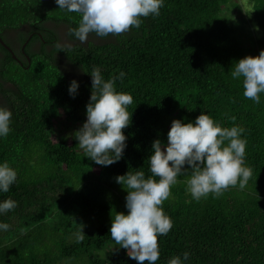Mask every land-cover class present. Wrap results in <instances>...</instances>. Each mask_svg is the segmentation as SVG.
Masks as SVG:
<instances>
[{
  "label": "trees",
  "instance_id": "16d2710c",
  "mask_svg": "<svg viewBox=\"0 0 264 264\" xmlns=\"http://www.w3.org/2000/svg\"><path fill=\"white\" fill-rule=\"evenodd\" d=\"M239 1L246 4L241 22L227 14L241 7L238 2L165 0L160 15L141 18L138 29L115 37L90 34L88 44L73 41L57 53V42L71 39L67 29L78 26V14L58 9L54 0H0V37L5 27L43 28L30 29L39 35L29 41L23 64L0 45V106L13 114L12 130L0 138V163L17 172L10 190L0 193V201L17 202L0 215L11 225L0 232V264H136L110 238L111 216L127 215V192L114 178L134 170L151 176V144L167 142L169 120L187 123L201 112L221 127L244 129L252 177L244 190L229 188L199 201L179 177L162 204L173 228L158 237L156 264L184 252L190 253L185 264H264V94L259 104L246 99L242 79L231 77L235 62L264 50V0ZM18 30L22 45L29 32ZM95 67L105 80L123 71L116 91L133 97L130 125L122 130L127 146L107 167L86 158L74 136L71 143L53 136L58 118L83 122ZM75 72L81 80L71 77ZM72 80L79 84L74 99L68 94ZM80 226L85 238L77 243Z\"/></svg>",
  "mask_w": 264,
  "mask_h": 264
},
{
  "label": "clouds",
  "instance_id": "9594fccd",
  "mask_svg": "<svg viewBox=\"0 0 264 264\" xmlns=\"http://www.w3.org/2000/svg\"><path fill=\"white\" fill-rule=\"evenodd\" d=\"M58 9L79 15L76 27L67 29L71 39L57 42L58 52L89 42V35L97 38L119 36L140 28L141 18L158 17L165 0H54ZM258 31V29H256ZM123 71L105 80L98 67L93 68L91 94L86 104V120L72 135L86 158L100 166L118 162L126 148L127 137L123 129L130 125L128 106L131 94L116 91V82L125 78ZM231 77L242 79L243 96L259 104L264 94V50L256 57L246 56L234 63ZM79 84L72 80L68 87L71 98L78 95ZM12 111L0 106V138L12 130ZM235 120V117L232 118ZM239 126L221 127L208 114L201 112L194 121L174 119L167 132V142L156 139L148 157L149 172L134 170L116 176L115 182L127 192L124 213L111 216L110 238L124 249L136 264H156L160 258L158 237L166 236L173 228L172 220L162 204L171 195L172 186L179 177H186V192L193 200L218 198L229 188L244 190L252 177V169L245 166L247 140ZM158 177V179H155ZM17 180V172L7 162L0 163V193H7ZM17 207L12 199L0 201V215ZM61 214V213H60ZM11 225L0 222V232ZM83 227L76 234V242L84 240ZM190 253L171 257L167 264H185Z\"/></svg>",
  "mask_w": 264,
  "mask_h": 264
},
{
  "label": "rangeland",
  "instance_id": "374dc122",
  "mask_svg": "<svg viewBox=\"0 0 264 264\" xmlns=\"http://www.w3.org/2000/svg\"><path fill=\"white\" fill-rule=\"evenodd\" d=\"M237 2L239 3V5H241V7L237 8V9H232L227 14H228V16H231V18L235 19L237 22L238 21L241 22L244 19V17H245V9H246L245 6H246V4L244 2H240L239 0H230V3H237ZM249 29H250L249 30L250 32L253 30V27H252L251 24H250V28ZM62 35L64 36V33ZM63 39H64V37H63ZM243 40H245V39H243ZM247 44H249V43H247ZM247 44H245V45H247ZM80 76L81 75H80V73L78 74V72H75V74L73 73L71 75V77L76 78L78 80L79 79L81 80ZM0 102H1V98H0ZM85 120H86V116L82 120L83 121L82 123L71 124V123H66V121H63L61 118H58L57 127H56L57 129H56V131H55L53 136L54 137H56V135L57 136L58 135L67 136V137H69V143H71L72 139H73V135L72 134L82 126V124L85 122ZM171 121L172 120H169V122L167 124L168 131L170 129ZM113 248H115V246H113ZM98 253L105 254L104 252L103 253L102 252H98ZM60 264H87V263L84 260L77 259L75 261V259H74L73 263H68V261H64L63 263H60Z\"/></svg>",
  "mask_w": 264,
  "mask_h": 264
},
{
  "label": "flooded vegetation",
  "instance_id": "af4514ba",
  "mask_svg": "<svg viewBox=\"0 0 264 264\" xmlns=\"http://www.w3.org/2000/svg\"><path fill=\"white\" fill-rule=\"evenodd\" d=\"M4 29H7V30H5L4 33H2L3 37L2 36L0 37L1 40L12 51V54L10 53L12 58L14 56L15 60L18 61V63L23 64V61L25 60V58L27 59V57H28V53L26 51V47L29 45V43H30L29 41L32 42V39H33L35 34L39 35L36 31H34L33 33L30 32V29H43V28L37 27L35 25H32V26L25 25V26L20 27V28L5 27ZM18 29H26V31L29 32L28 40L22 45L20 44V35H19L20 34V30H18ZM45 29H60V31L59 30L58 31L61 32L63 29H65V27H56V28H54L53 26L50 27L48 25V26H46ZM48 32H49V30H48ZM62 37H64V36H62ZM42 41H43L44 44L45 43L47 44L49 40L48 41L47 40H42ZM37 47L38 46L35 45L34 46V50H36ZM13 49L18 50L19 52L17 51V53H15V51Z\"/></svg>",
  "mask_w": 264,
  "mask_h": 264
},
{
  "label": "water",
  "instance_id": "95a60500",
  "mask_svg": "<svg viewBox=\"0 0 264 264\" xmlns=\"http://www.w3.org/2000/svg\"><path fill=\"white\" fill-rule=\"evenodd\" d=\"M0 45H1V47L3 48V49H5L6 51H8L9 53H11L12 54V51L10 50V48L1 40V38H0ZM13 58L15 59V57L13 56ZM27 59H28V57H27ZM29 61V60H28Z\"/></svg>",
  "mask_w": 264,
  "mask_h": 264
}]
</instances>
